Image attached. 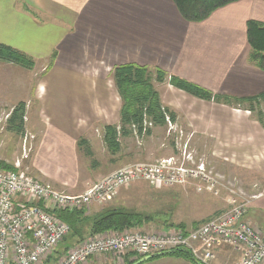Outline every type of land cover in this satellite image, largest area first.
Returning <instances> with one entry per match:
<instances>
[{"label":"crops","instance_id":"obj_1","mask_svg":"<svg viewBox=\"0 0 264 264\" xmlns=\"http://www.w3.org/2000/svg\"><path fill=\"white\" fill-rule=\"evenodd\" d=\"M249 19L264 22V0L232 2L202 21L186 20L173 0H0V42L35 59L30 69L0 60V108L11 112L23 101L27 119L34 103L40 105L52 123L46 132L50 148L72 154L80 151V137L97 128L103 136L104 125L120 123L121 98L111 76L120 64L160 67L215 93L257 95L264 91V70L248 61ZM157 87L163 103L176 111L179 128L210 139L213 153L240 163L238 168L264 173V127L254 113L195 97L167 81ZM256 185L261 188L254 190L246 218L264 230V181ZM190 220L136 228L201 224ZM230 256L219 252L218 260ZM139 259L101 254L83 264ZM136 264L198 263L163 254Z\"/></svg>","mask_w":264,"mask_h":264},{"label":"rangeland","instance_id":"obj_2","mask_svg":"<svg viewBox=\"0 0 264 264\" xmlns=\"http://www.w3.org/2000/svg\"><path fill=\"white\" fill-rule=\"evenodd\" d=\"M45 72L46 70L40 72L38 77L42 78ZM30 109L25 119V133L22 135L8 127L10 107L0 108V164L14 166L60 191L80 194L114 170L130 164H153L167 157H174L177 165L189 168L203 165L205 175L215 181V185L210 187L203 175L191 177L186 183L174 186L138 180L129 186L118 187L113 198L105 204H89L85 208L90 214L101 207H124L153 215L154 223L165 224V220L167 223L175 222L182 216L202 223L221 215L234 204L233 200L244 201L249 206L254 190L261 188L256 182L264 181V173L238 168L240 163L234 164L220 154L213 153L214 146L210 139L198 138L192 130L188 132L187 129L179 128L176 122H168L167 127L154 129L153 134L148 137L135 135L122 138V149L115 154L108 150L104 132L103 136L102 132L99 136L100 129L97 127L92 131L94 134L82 136L90 143L93 152L91 155L85 147L72 154L57 151L50 148L53 144L46 134L52 123L50 124L40 105L34 103ZM95 134L98 135L97 138ZM200 186L202 190H198ZM57 248L60 249L62 258L66 252L61 244ZM226 251L231 256L219 261V252ZM230 252L238 254V257L235 258ZM216 254L213 264H236L241 258L240 252L228 245L221 246Z\"/></svg>","mask_w":264,"mask_h":264},{"label":"built area","instance_id":"obj_3","mask_svg":"<svg viewBox=\"0 0 264 264\" xmlns=\"http://www.w3.org/2000/svg\"><path fill=\"white\" fill-rule=\"evenodd\" d=\"M203 171V165L189 168L167 157L153 164L124 166L83 193L69 194L21 170L0 167V264H44L70 231L66 221L36 201H43L50 209L73 210L91 203L105 204L118 187L138 180L174 186L200 175L213 187L215 181ZM233 202L221 215L191 228L176 225L167 231L148 232L133 227L92 236L71 247L55 264H83L100 254L142 258L178 248L188 250L202 264H213L217 250L226 245L240 252L236 264H264V230L247 220V203Z\"/></svg>","mask_w":264,"mask_h":264},{"label":"trees","instance_id":"obj_4","mask_svg":"<svg viewBox=\"0 0 264 264\" xmlns=\"http://www.w3.org/2000/svg\"><path fill=\"white\" fill-rule=\"evenodd\" d=\"M173 1L186 20L202 21L218 8L238 0ZM247 37L250 44L249 63L264 70V22L257 19H249L247 21ZM0 60L15 63L29 69L35 65V60L32 56L2 42H0ZM111 76L121 98L120 123L106 124L104 128L105 144L113 154L118 153L122 149V138L135 135L148 137L153 134L154 128L167 127L169 121L172 123L176 122V111L163 103L157 87L158 84L166 81L195 97L250 110L264 127V91L247 97L215 93L179 75L170 74L160 67L136 63L115 66ZM25 110L26 103L21 101L13 107L8 116V127L17 134L23 135L25 133ZM78 145L80 150L85 147L88 150L87 153L90 155L93 153L87 138L80 137ZM2 167L19 170L14 166L11 167L5 164ZM35 204L47 208L52 214L70 225V231L60 243L66 253L71 248L70 245L84 241L89 237L108 231H122L126 228L141 227L146 223L153 222L155 219L151 214H144L124 207H101L90 214V211H87L85 207H76L73 210L68 208L50 209L43 201H36ZM177 226L185 227L183 224ZM54 252L56 254L50 255L44 264L58 262L62 253L59 248H56ZM164 255L183 257L202 264L194 259L192 254L184 248H178ZM157 256L159 255L155 254L151 258ZM93 257L91 256L89 259Z\"/></svg>","mask_w":264,"mask_h":264},{"label":"water","instance_id":"obj_5","mask_svg":"<svg viewBox=\"0 0 264 264\" xmlns=\"http://www.w3.org/2000/svg\"><path fill=\"white\" fill-rule=\"evenodd\" d=\"M168 252H170V251H168ZM168 252H165V253H168ZM165 253H164V254H165ZM157 255H160V254H157ZM153 256H154V255H150V256L142 257V258L139 259L138 262H136V263H139V262H141V261H144V260H146V259H149V258H151V257H153ZM136 263H135V264H136Z\"/></svg>","mask_w":264,"mask_h":264},{"label":"bare ground","instance_id":"obj_6","mask_svg":"<svg viewBox=\"0 0 264 264\" xmlns=\"http://www.w3.org/2000/svg\"><path fill=\"white\" fill-rule=\"evenodd\" d=\"M206 222V221H205ZM204 223V222H203Z\"/></svg>","mask_w":264,"mask_h":264}]
</instances>
